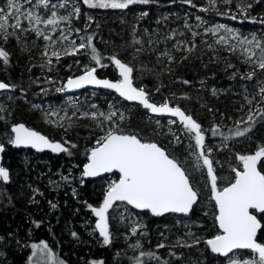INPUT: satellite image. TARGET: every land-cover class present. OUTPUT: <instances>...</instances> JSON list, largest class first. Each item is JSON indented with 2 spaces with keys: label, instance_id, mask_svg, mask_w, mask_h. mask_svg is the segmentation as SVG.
Returning a JSON list of instances; mask_svg holds the SVG:
<instances>
[{
  "label": "trees",
  "instance_id": "16d2710c",
  "mask_svg": "<svg viewBox=\"0 0 264 264\" xmlns=\"http://www.w3.org/2000/svg\"><path fill=\"white\" fill-rule=\"evenodd\" d=\"M200 1L191 0V3L198 4ZM191 3H185L183 0H152L147 5H131L125 11L131 14L139 8L146 7L149 10L148 15L142 17L139 26L147 25L151 28L153 22L149 18L153 17L154 20L155 17L162 15L163 11H170L171 8L182 4L190 6ZM52 12V9L41 10L38 15L43 21L52 18ZM94 16L95 20L87 28L83 26L82 28L86 38L92 36V44L100 54L101 63L106 65L105 70L98 65V75L117 79L110 57L115 56L123 60L134 69L135 85L143 87L148 96L152 95L154 98L156 96V100L160 99L158 97L160 94L165 97L164 99L168 98L169 104L175 106V103H178V107L183 108L202 126L205 142L222 139L227 148L217 154L222 162L221 173L219 172L217 176L222 177V185H227L229 153L254 154L255 143L264 141V119H260L258 111L253 116L254 124L247 121L235 128V125L228 123L242 101L241 95L236 93L239 91L238 86L251 82L249 79H240V76H245L248 71L246 65L234 55L228 54L232 69L237 72V75L232 77L231 70L217 62L218 56L224 53L218 50L204 53L200 48L190 51L189 47L167 66L156 57V53L149 52V49L143 52L139 50V43L132 37L134 21L129 16L126 17L125 23L115 17L102 16L98 10ZM38 25L44 34L49 33L51 25L43 22ZM3 49L8 54V63L4 64L0 59V80L8 84L12 82L16 85L15 90L29 99L62 97L61 93L53 95L51 92L31 89L35 84V72L31 69L32 62L28 60L32 51L29 41L23 46L8 42L3 45ZM87 51L82 49L80 54L91 57L85 54ZM212 88L214 91H211ZM155 89H159L158 94H155ZM79 93L92 94L98 101L101 94L116 95L112 91L92 89H85ZM154 98L152 101H156ZM123 103L132 108L129 117L119 125L125 134H137L145 142H156L170 155L185 162L184 152L180 146L167 144L165 139L154 132L153 121L164 120L165 117H153L141 105L131 104L125 100ZM260 109L264 110V101ZM17 122H24L50 138L62 141L69 152L52 154L28 150L27 152L33 156L26 160L23 157L24 149H16L11 143L6 144L2 164L9 171L10 181L6 183V188L12 198V204L0 210V236L13 239L10 236H25L27 230L32 229L37 240L44 239L50 242L68 264H92V261L100 260L103 264H136L137 258L143 264H220L225 260L213 254L204 242L216 235L218 230L214 212H208L215 210L213 201L209 198L210 183L208 186L207 183L205 185L202 183V188L197 189L196 180L191 173L194 186L198 190V201L189 215L169 213L154 217L148 211L135 209L143 219L135 234L131 232L132 225L114 217V208L118 204L116 203L109 213L110 243L105 245L98 232L92 234L85 231L83 222L86 217L94 219L88 205L100 206L108 185L104 177L86 180L85 177L81 179L80 174H83V166L88 162V156L91 149L96 146V140L108 129H100L87 124L83 119L76 118L64 127L53 128L45 124L39 111L23 99L5 100L3 107L0 108V131H11L12 124ZM245 127L251 128L248 132L252 137L251 146L238 143L239 137L234 135L237 129L243 130ZM213 130H218V133L223 135H213ZM224 136L229 138L225 140ZM184 167L190 171L185 163ZM260 168L262 169L261 165ZM47 172L64 175L65 183L53 186L47 184ZM115 175L118 178V174ZM33 187H37L39 193L34 195ZM50 202H55L56 207L53 208ZM186 218L202 223L192 227L198 230L199 243L196 240L193 245L168 243L164 247H158L165 235L170 241L177 235L184 237L182 225L178 220ZM260 218L264 222L262 215ZM72 233L76 235L73 236ZM258 239L260 242L264 241V231H260ZM6 246L4 255L0 257V264H23L27 251L14 249L12 244ZM141 253L145 255L141 256ZM149 253L153 255L149 256Z\"/></svg>",
  "mask_w": 264,
  "mask_h": 264
},
{
  "label": "rangeland",
  "instance_id": "374dc122",
  "mask_svg": "<svg viewBox=\"0 0 264 264\" xmlns=\"http://www.w3.org/2000/svg\"><path fill=\"white\" fill-rule=\"evenodd\" d=\"M18 2L21 5L22 12L31 11L34 15H38L41 10L46 11L47 9H52L57 13L55 17L57 24L50 26L49 33L44 34L41 31L43 35H37L32 29H40V26L34 22L30 23L21 15V29L9 27L7 29L9 35H7L6 39L3 34H0V49H3V45L8 42L15 43L16 46H23L24 43L29 41L32 51L30 52L28 60L32 62L31 69L35 72V84L31 89H36L38 92H51L53 95L61 93L62 97L60 99L46 98L45 100L29 99L17 92L15 90L16 85L9 82L12 86L10 90L0 92V108L3 107L5 100H17L21 98L32 107L36 108L43 117L44 123L53 126V128L64 127L69 121L76 118L83 119L87 124L95 125L100 129H109L116 125H120L130 115L131 106L124 104L123 99L116 95L101 94L98 101L96 97L89 93L78 92L64 95L65 90L57 91V89H65V82L69 77L84 73L86 68L96 67V69H98V65H96L95 61L89 56H82L80 52L75 55L65 54L67 50L73 47L70 43L71 41H75V44L79 45L83 38L86 42V33L82 26L87 28L90 23L95 20L94 14L96 10H98V13L102 16L115 17L122 23H125L126 17L129 16V18L134 21L132 37L139 43V50L143 52L149 49V52L156 53V57L167 66H170L175 61V58L178 57L181 52H186V49H189V47L190 51H196L200 48L204 53L209 50H218L224 54L218 56L217 62L227 70H231V76L235 77L237 72L232 69V62L228 54H232L235 58L242 61L243 64L246 65L248 73L253 71L255 64L245 63L247 54L244 52V48L248 47L256 52V56L252 57L253 61H256L259 57V48H256L254 44L239 46L238 41L233 39L232 34L227 33L223 28H218V26L224 25L227 28L233 29L235 33H239L241 38L247 37L248 39H252V35L255 34L259 40L264 41V23L260 22L264 20V0H231V3H225L224 0H215L214 3L212 0H201L198 4L191 3L190 6L182 4L178 7L171 8L170 11H163V14L155 17L154 20H152L153 17L149 18V20L153 22L151 28L147 25L139 26V22L143 17L141 13H148L149 11L146 7L139 8L136 12L130 14L127 10L125 11V9L89 8L84 4L83 0H48L47 8L44 7L43 0H30V2L29 0H18ZM61 4H63L64 7H60ZM248 4H251L252 7L247 8ZM53 5H55V7H53ZM193 5H195V7H193ZM0 8L9 11L7 8V0H0ZM74 8L80 9L79 14L74 12ZM69 13H72V15L69 16ZM60 16H69V19L60 20ZM232 16H235L236 19H232ZM246 16L247 19L245 18ZM9 23H15V20L11 19ZM23 29L28 30L24 31ZM44 35L51 37V39H44ZM65 36L67 39H64ZM221 36L226 37L227 43L218 42ZM234 45H237L235 50H233ZM54 52L59 54V59H57V56L53 55ZM105 69L104 67L103 70ZM243 77L244 75L240 76V79L245 80ZM262 81H264V72L257 69L256 75L251 79V82L242 83L238 86L237 90L239 91L236 93L241 95L242 101L235 110L233 117L228 120V123L235 125V128L247 122L250 113L254 116L258 109L261 108L262 94L260 93V87ZM211 91H214V88H212ZM155 92V94H158L157 89H155ZM158 97L160 99L156 100V96L154 98V96L149 95V98L151 100L154 98L157 101L154 102L158 104H164L168 100V98L164 99L165 97L160 94H158ZM249 101H251V103H249ZM175 106H179V104L175 103ZM113 112L116 113V115L113 116L111 120L106 119V117ZM92 113L96 114L95 118L91 115ZM101 113H104V115L101 116ZM121 115H123V119H121ZM170 120L176 122L169 123ZM153 125L154 132L159 135L160 138L165 139L167 144L171 143L174 146L181 147L185 156V165L190 169V172L193 173L197 189L200 187L202 188V183H204V185L207 183L208 186L210 178L207 176V168L203 166L202 158L197 160L200 150L195 145L194 133L189 135L183 128V125L174 118H165L164 120L157 119L153 121ZM202 133H205L203 128ZM103 135H105V133L100 137ZM177 136L180 137L179 142L176 141ZM11 139H13L11 131H0V141L2 145L6 146L7 143H10ZM238 143L251 146L252 137L246 133L244 136H239ZM261 146H264V141H257L253 149L256 152ZM226 148L227 146L222 139L213 140L209 143L205 142V154L208 155V158L213 162L215 175H219L221 173L220 169L222 168V162L217 154L225 151ZM208 149L211 151H207ZM27 151L28 150H25L23 153V157L26 160L33 156ZM239 155L241 154L229 153L228 162L230 164L228 166V184L233 181L234 173L232 172V168L241 167L240 161L238 160ZM196 164L201 165L199 170H195ZM262 170H264V168H262ZM217 177L219 178V188L228 185L227 182H224V184L227 185H222V177ZM80 178H84L83 174H80ZM64 179L65 176H61L58 172L53 174L46 173V183L51 186L55 184L60 185L61 183L64 184ZM103 179L106 181L108 187L112 182L118 180L115 174L105 176ZM37 187L32 188L34 195L39 193ZM209 198L211 199V195ZM212 201L215 210H210L208 212H214L216 215L217 209L214 200ZM11 204L12 198L6 188V183L0 180V210L8 208ZM53 204H55V202H50L51 206ZM141 216L142 215L125 202H118L114 208V217L118 220L126 221L132 225V228H137L141 225L143 222ZM178 222L182 225L184 237L177 235L170 241L169 237L165 235V237L160 240V244L179 243L193 245L194 242L199 239L198 230L192 227L201 225V222L189 218L179 219ZM95 223V217L94 219L86 217L83 222L85 231L92 234L98 232V230L95 229ZM189 227L190 229H188ZM217 234H219V229L216 232V235ZM10 237H13V239L0 236V257L4 255L3 251L5 247H7L6 245L12 244L14 249L27 251L23 264H46L48 260L47 251L37 249L35 250L36 254L33 255L34 250L32 249L33 244L41 245L43 242L48 245V249L53 256L63 261V264H68L50 242L44 239L37 240L32 229L27 230L25 236L13 235ZM100 238H102V243H104L103 237L100 236ZM262 243H264V241H262ZM241 255L244 258L252 256L250 252H243ZM100 262L103 261H92V264H100ZM220 264H227V258Z\"/></svg>",
  "mask_w": 264,
  "mask_h": 264
},
{
  "label": "snow or ice",
  "instance_id": "6c2138e0",
  "mask_svg": "<svg viewBox=\"0 0 264 264\" xmlns=\"http://www.w3.org/2000/svg\"><path fill=\"white\" fill-rule=\"evenodd\" d=\"M30 2V0H29ZM89 8L100 9H128L131 5H147L152 0H83ZM185 3H191V0H183ZM214 3L215 0H212ZM225 3H231V0H224ZM45 8L48 7V0H43ZM55 7V5H53ZM60 7H64L63 4ZM195 7V5H193ZM252 5L248 4L247 8ZM7 8H0V34L7 38L9 27L13 29H21L20 16L23 15L30 23L46 25H56L55 17L57 13H51L52 18L42 21V17L34 15L31 11L22 12L21 5L18 0H7ZM206 10V9H204ZM246 11V9H245ZM74 12L79 14L80 9L74 8ZM72 13H69L71 16ZM142 16H147V12L141 13ZM69 16H60V20H68ZM236 19L235 16L231 17ZM247 19V16L245 17ZM11 19L15 23L10 24ZM264 23V20L260 21ZM218 28H223L229 34H232L233 39L238 41L239 46L255 45L259 48V57L256 61L252 57L256 56V52L251 48L245 47L244 52L247 54L245 63H254L253 71L245 74L243 78L253 79L256 75V70L264 72V41L259 40L255 34L252 39L247 37L241 38L239 33H235L233 29L227 28L224 25H219ZM27 31L28 29H23ZM37 35H43L39 28L32 29ZM79 31V30H77ZM215 31V30H212ZM44 39L48 40L51 37L44 35ZM64 39H67L65 36ZM92 36L86 38V42L82 38L79 45L75 41H71L70 50L65 54L75 55L82 49H87L86 55H90L96 65L105 67L101 63L100 54L92 44ZM227 43L225 36L220 37V41ZM237 45L233 46V50ZM59 59L58 53H53ZM0 59L4 64L8 63V54L3 49H0ZM115 67L119 71V79L116 82H111L107 79H98L95 75L96 67L86 68L84 74L69 78L66 89H79L85 85L101 86L105 89H114L121 97L128 101H136L143 108L150 110L156 114H170L172 117H178L186 132L191 135L194 133L195 145L200 150L197 160L202 158L203 166L207 168V176L210 178L211 199L214 200L218 210L215 215V220L218 224L220 233L210 239L204 241L209 246L214 254H219L227 258V264H264V243L258 242V231H264L261 219H258L254 212L262 214L264 217V170L258 168L261 165L264 168V146L258 148L254 154L239 155L240 168H232L234 173L233 181L223 188L218 187V177L214 174L213 162L205 154V136L202 133V126L191 116L185 114L180 107H170L167 102L161 106L151 103L148 98V93L143 88L133 86V67L122 62L119 58L110 57ZM188 83V81H184ZM12 87L6 83L0 82V90ZM65 89H57L64 91ZM159 91V89H157ZM260 93L261 99L264 101V81L261 82ZM251 103V101H249ZM95 107V106H93ZM260 119H264V110L258 109ZM87 115V114H86ZM95 118V113L91 114ZM101 116L104 113L100 114ZM116 113H110L106 119L111 120ZM123 119V115H121ZM248 121L255 123L253 115H248ZM176 121L170 120L169 123ZM251 130L250 127H245L243 130L237 129L234 135L244 136ZM11 132L14 133V138L10 143L16 147H31L37 151L50 149L54 153L69 152V149L59 142H51L47 137L37 131L27 128L23 123L12 127ZM223 135L218 133V130H213V135ZM229 137L224 136L227 140ZM180 137H176L179 142ZM75 147V145H72ZM4 151L3 145H0V152ZM207 151H211L208 149ZM70 154V153H69ZM88 163L84 165V177H97L102 173H111L116 171L119 173V179L112 182L106 192L105 198L99 207L88 205L91 212L97 217L95 229L99 231V235L103 237L105 245L110 243L109 231V210L113 208L114 203L126 202L135 209L149 210L154 216H163L167 213L189 214L193 205L198 201V190L194 186L191 172L184 167V163L176 157L170 155L164 148L154 142H144L137 134H125L119 125L109 128L105 135L96 140V146L93 147L88 156ZM201 165L196 164L195 170H199ZM0 180L7 183L9 181V171L0 166ZM56 207L55 204L52 205ZM254 210V211H250ZM133 234L136 233V228H132ZM73 236L76 233H72ZM199 243V240L196 241ZM139 247V245H136ZM158 247H164L163 244ZM33 255L35 250H46L48 260L46 264H63V261L58 260L51 251L48 245H32ZM248 251L252 254L249 258H244L241 253ZM145 255L141 253V256ZM149 256L153 254L149 253ZM159 259L158 257H153ZM31 259V258H30ZM103 264V262H100ZM136 264H143L137 258Z\"/></svg>",
  "mask_w": 264,
  "mask_h": 264
},
{
  "label": "water",
  "instance_id": "95a60500",
  "mask_svg": "<svg viewBox=\"0 0 264 264\" xmlns=\"http://www.w3.org/2000/svg\"><path fill=\"white\" fill-rule=\"evenodd\" d=\"M121 60V59H120ZM122 62H124L123 60H121ZM124 63H126V62H124ZM127 64V63H126ZM130 66V65H129ZM115 69H116V73H117V79H111V78H109V77H100L98 74H97V72L95 73V75L97 76V78L98 79H107V80H109V81H111V82H116V81H118L119 79H121V77L119 76V71H118V69L115 67ZM82 74H84V73H82ZM82 74H79V75H76V76H73V77H69V78H76V77H78V76H80V75H82ZM68 78V79H69ZM67 79V80H68ZM132 79H133V74H132ZM67 80H66V82H65V85L67 84ZM0 82H3V83H6V84H8L7 82H5V81H3V80H0ZM9 85V84H8ZM133 86L134 87H137L138 89L139 88H141V87H138V86H136L135 85V83H134V79H133ZM10 88L11 87H9L8 89H3V90H0V92H3V91H8V90H10ZM85 89H92V90H108V91H112V92H114L115 94H117L121 99H123V100H125L123 97H121L120 95H119V93H117L114 89H105V88H103V87H101V86H96V85H85L83 88H79V89H66L65 88V91H64V95H69V94H75V93H78V92H80V91H82V90H85ZM144 89V88H143ZM146 91V90H145ZM148 98H149V96H148ZM125 101H127L128 103H131V104H138V105H140L138 102H136V101H128V100H125ZM149 101L151 102V103H154V104H156L157 106H161V105H163V104H158V103H156V102H154V101H152L150 98H149ZM142 106V105H141ZM169 106L170 107H178V106H174V105H171V104H169ZM143 107V106H142ZM181 108V107H180ZM148 110V109H147ZM181 110H183L184 112H185V114H187V115H189L183 108H181ZM149 111V114L151 115V116H153V117H165V118H174V119H176L180 124H181V122L179 121V118L178 117H172L170 114H156V113H152L150 110H148ZM21 123H23L27 128H29V129H31V130H34V131H37V132H39L40 134H42V135H44L45 137H47L51 142H59V143H61L63 146H65V147H67L62 141H60V140H54V139H52V138H50L48 135H46V134H44V133H42L41 131H39L38 129H36V128H33V127H31V126H29V125H27L26 123H24V122H17V123H14V124H12V126H11V129H12V127H14V126H16V125H18V124H21ZM13 134V138H14V133H12ZM145 142V141H144ZM154 143H156V142H154ZM158 144V143H157ZM0 145H2L1 144V141H0ZM159 145V144H158ZM160 146V145H159ZM3 147H4V150H5V146L3 145ZM13 147L14 148H16V149H25V150H33L34 152H36V153H44V152H50V153H52V154H61V153H54V152H52L50 149H44L43 151H37L36 149H33V148H31V147H24V146H21V147H16V146H14L13 145ZM161 147V146H160ZM163 148V147H162ZM3 153H4V151L3 152H0V166H2V167H4V168H6L3 164H2V158H3ZM62 153H64V152H62ZM90 155V154H89ZM89 162V161H88ZM87 162V163H88ZM86 163V164H87ZM83 168H84V166H83ZM258 168H260V165H258ZM7 169V168H6ZM8 170V169H7ZM262 170V169H261ZM118 174V179H119V173L118 172H116V171H113V172H111V173H102L100 176H97V177H85V179L86 180H96V179H99V178H102V177H105V176H108V175H111V174ZM9 181H10V178H9ZM8 181V182H9ZM118 181V180H117ZM7 182V183H8ZM106 195V194H105ZM104 198H105V196H104ZM104 200V199H103ZM103 202V201H102ZM119 201H117V202H115L114 203V205L116 204V203H118ZM126 203V202H125ZM102 204V203H101ZM195 205V204H194ZM194 205H193V207H194ZM132 209H135V208H133L131 205H129ZM99 207V206H98ZM114 207V206H113ZM113 209V208H112ZM112 209H110L109 210V213H110V211L112 210ZM217 209V208H216ZM136 210H139V209H136ZM192 210H193V208H192ZM192 210L190 211V213L192 212ZM139 211H148V212H150L149 210H139ZM250 211H254V210H250ZM217 212H218V210H217ZM189 213V214H190ZM151 214V213H150ZM167 214H169V213H167ZM175 214H178V213H175ZM189 214H187V215H189ZM254 214H256L257 215V217H258V219H261L260 218V213H257V212H254ZM152 215V214H151ZM166 215V214H165ZM179 215H185V214H179ZM93 216L95 217V215H94V213H93ZM154 216V215H153ZM164 216V215H163ZM154 217H158V216H154ZM159 217H161V216H159ZM96 218V221H97V217H95ZM217 223V222H216ZM261 223H262V226L264 225V222L262 221V219H261ZM217 227H218V224H217ZM219 229V228H218ZM109 231H110V224H109ZM99 232V231H98ZM219 233H220V230H219ZM259 233H260V231H258V234H257V236L259 235ZM212 238V237H211ZM259 242V241H258ZM208 248H209V246H208ZM210 249V248H209ZM214 254V253H213ZM215 255H217V256H220L219 254H215ZM220 257H222V256H220Z\"/></svg>",
  "mask_w": 264,
  "mask_h": 264
},
{
  "label": "bare ground",
  "instance_id": "6f19581e",
  "mask_svg": "<svg viewBox=\"0 0 264 264\" xmlns=\"http://www.w3.org/2000/svg\"><path fill=\"white\" fill-rule=\"evenodd\" d=\"M97 72V71H96ZM98 74V73H97ZM101 77V76H100ZM117 95V94H116ZM111 212V211H110ZM259 236V235H258ZM223 258H226V257H223Z\"/></svg>",
  "mask_w": 264,
  "mask_h": 264
},
{
  "label": "flooded vegetation",
  "instance_id": "af4514ba",
  "mask_svg": "<svg viewBox=\"0 0 264 264\" xmlns=\"http://www.w3.org/2000/svg\"><path fill=\"white\" fill-rule=\"evenodd\" d=\"M262 214H260L259 216H261ZM215 236V235H214ZM258 241H259V239H258ZM260 242V241H259Z\"/></svg>",
  "mask_w": 264,
  "mask_h": 264
}]
</instances>
